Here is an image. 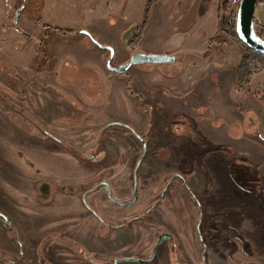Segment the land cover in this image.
<instances>
[{
  "label": "rangeland",
  "instance_id": "obj_1",
  "mask_svg": "<svg viewBox=\"0 0 264 264\" xmlns=\"http://www.w3.org/2000/svg\"><path fill=\"white\" fill-rule=\"evenodd\" d=\"M145 3L146 0H0V264H113L115 259L130 257L138 261L120 264H213L214 254V264H257L252 257L253 244L223 217L207 214L186 177H182L181 186L174 185L170 190L167 174L154 187L141 186L148 164L143 160L147 130L140 133L141 129L124 122L113 123L120 125L109 127H130L133 132H129L137 140L131 141L130 137L128 143L126 137H121L119 144L113 141V147L100 144V135L107 128L99 124L112 115V103L106 107L111 100L107 97L106 75H98L95 96L96 84L87 88L88 95L76 73L71 72L68 80L60 74L66 59L91 63L99 73L100 66L88 55L93 52L103 55L101 65L108 69V50L100 49L80 34L81 30L113 49L110 65L117 67L123 29L144 22V50L156 45L184 58L180 49L192 45L198 49L196 56H185L189 63L192 58L200 62L222 43L231 45L225 49L230 64H240L242 52L237 40L225 32L217 35L220 0H159L149 12L144 10ZM239 3L240 0H229L223 12L228 23L235 24ZM22 5L15 23V14ZM113 20L116 24L112 25ZM254 29L258 36L263 33L264 0H258L256 5ZM259 37L264 39V35ZM218 52L223 54L222 50ZM47 70L52 73L50 80L56 79L54 90L48 88L51 81L43 80ZM236 72L238 89V68ZM253 76L248 91L261 87V77ZM130 92L145 112V124H152L153 113L148 111L150 106L155 107L152 101L133 94L131 88ZM47 102L55 107V115L47 110L45 115L51 119L55 116V121L45 126L39 122L37 110ZM260 102L264 111V100ZM85 117L92 120L93 129L89 131L80 127ZM98 125L99 130L95 128ZM262 125V130L255 131L264 142V117ZM84 133L92 134L89 138ZM139 161L134 205L113 203L99 183L109 185L115 200L130 203L134 169ZM235 167L233 164L231 169L236 173ZM237 174L241 181L244 176L256 178L242 170ZM165 187L168 192H164ZM90 190L82 202L84 193ZM89 207L103 222H98ZM161 233L170 234L172 241L162 242L154 251ZM224 249L231 253L226 259Z\"/></svg>",
  "mask_w": 264,
  "mask_h": 264
},
{
  "label": "crops",
  "instance_id": "obj_2",
  "mask_svg": "<svg viewBox=\"0 0 264 264\" xmlns=\"http://www.w3.org/2000/svg\"><path fill=\"white\" fill-rule=\"evenodd\" d=\"M113 23L114 20L111 24ZM124 32L123 29L121 35ZM144 45L142 39L139 44L142 52H166L175 57V62L154 67L135 66L129 68L128 74H118L101 65L104 61L103 55L93 52L87 54L94 59V64L100 66L99 73L91 63L82 64L66 59L61 65L60 74H64L68 80L71 72L76 73L82 89L94 87L96 84L95 96L98 93V75H106L109 81L107 97L111 98L106 107L112 103V115L99 125L124 122L137 130L141 129L140 133L147 130L148 141L145 144L143 160H147L148 164L141 178V186L145 189L154 187L167 174L170 177L167 183L170 190L174 185L181 186L182 177H186L188 186L201 198L207 214L223 217L235 232L244 234L253 244L252 257L255 262L264 264V142L260 137L257 138L255 131L262 130L263 126L264 111L260 107V101L264 100V70L253 76L261 77V87L242 91L241 101L238 94L241 91L236 88L239 62L230 64L225 50L230 49L231 45L224 46L225 44L220 43L218 49L222 50V55L214 47L200 62L192 58L189 63L184 58L188 55L196 56L195 51L198 48L195 46L182 47L180 51L184 58H181L176 53L156 45L144 50ZM123 50L125 49L120 47V64L126 57ZM230 71L232 72L229 74ZM45 74L47 76L44 75L43 80L51 81L52 86L48 88L54 90L56 79L52 77L50 80V70ZM155 75L161 78L157 79ZM130 88L133 94L142 95L144 99L152 101L155 107L152 109L150 106L148 110L153 113L152 124H145V112L141 110L135 96H131ZM85 92L89 95L88 89ZM45 110L54 111L55 115V107L47 102L37 110L39 122L47 126L55 121V116L51 119L45 115ZM88 118L85 117L80 125L85 131L93 129L90 123L92 120ZM99 125L95 127L98 130ZM106 130L100 135L102 146L113 147V141L116 140L117 145L121 137H126L128 143L130 137L131 141L137 140L123 127L111 126ZM184 162L187 164L185 167ZM233 164L237 167L236 173L231 169ZM239 170L253 176L255 174L256 178L249 179L244 176L243 182L237 174ZM137 184L139 185L138 181ZM197 205L200 209L199 203ZM220 251L222 252L221 249L217 250L218 253ZM223 253L225 259L231 254L230 249H224ZM240 253L244 255L242 250ZM214 259L215 254L211 259L213 264Z\"/></svg>",
  "mask_w": 264,
  "mask_h": 264
},
{
  "label": "water",
  "instance_id": "obj_3",
  "mask_svg": "<svg viewBox=\"0 0 264 264\" xmlns=\"http://www.w3.org/2000/svg\"><path fill=\"white\" fill-rule=\"evenodd\" d=\"M258 0H240L237 13H236V20H235V29L237 33L238 40L245 44L251 50L258 52L259 54L264 55V39L259 37L254 29V12ZM23 8H19V10L15 14V23L17 22V18L20 15V12ZM81 33L85 34L90 40L94 41V43L101 49H106L109 51V57L106 60L107 68L118 74H123L126 72L131 66H139V65H165L171 64L175 62V57L168 53L162 54H146L143 52H136L133 53L130 58L120 64L117 67H111L110 62L114 55V51L109 46H104L97 41L93 40L92 36L87 31H81ZM140 161L137 163L135 167L134 175L136 176ZM102 186L106 187L109 190L106 184H101ZM135 197V191H134ZM134 199V198H133ZM119 202L118 200H116ZM1 216V214H0ZM7 222V221H6ZM171 236L169 234H162L159 236V240L156 244V247L162 243V241L170 239ZM138 259L130 257V258H119L113 261V264H120V263H129V262H137Z\"/></svg>",
  "mask_w": 264,
  "mask_h": 264
},
{
  "label": "trees",
  "instance_id": "obj_4",
  "mask_svg": "<svg viewBox=\"0 0 264 264\" xmlns=\"http://www.w3.org/2000/svg\"><path fill=\"white\" fill-rule=\"evenodd\" d=\"M228 3H229V0H220V5L218 9V25H219L218 29L219 30L217 32V35L225 32L229 36L237 40V43L242 52V59L238 66V80H239L238 89L240 91H245L247 90V86L250 84L251 77L264 70V55L259 54L258 52L254 50H251L245 44L241 43L238 40L234 22L228 23L223 14V12H226V6L228 5ZM226 25H228L229 31L225 29ZM145 28H146L145 22L139 26V30L136 34V38L132 41L134 46H137V44L141 40ZM57 30L58 29H56V31ZM263 35H264V30L262 34H259V36H263ZM111 125H120V124H111ZM53 137L57 140L55 136Z\"/></svg>",
  "mask_w": 264,
  "mask_h": 264
},
{
  "label": "flooded vegetation",
  "instance_id": "obj_5",
  "mask_svg": "<svg viewBox=\"0 0 264 264\" xmlns=\"http://www.w3.org/2000/svg\"><path fill=\"white\" fill-rule=\"evenodd\" d=\"M170 1V0H169ZM157 2H159V0H146V3H145V12H149L150 11V8L152 7V5L153 4H155V3H157ZM168 2V1H167ZM139 26L140 25H136V24H129L126 28H124V30H125V32H124V34H122L121 36H120V41H121V43H122V45H123V48L125 49V50H123V51H125V53H126V57L124 58L125 60L122 62V63H124V62H126L129 58H130V56L133 54V53H136V52H142L141 51V49L139 48V44H140V41L142 40V38H141V40L139 41V43L137 44V46H134L133 45V43H132V41L136 38V34H137V32H138V30H139ZM81 31H83V30H81ZM81 31L79 32L80 34H83V33H81ZM90 34V33H89ZM83 35H85V34H83ZM91 35V34H90ZM86 36V35H85ZM109 52V51H108ZM128 53V54H127ZM144 53V52H143ZM146 54H148V53H146ZM114 56V55H113ZM108 57H109V54H108ZM107 57V58H108ZM113 58V57H112ZM107 60V59H106ZM131 67H133V66H131ZM130 67V68H131ZM129 70V69H128ZM125 73V72H124ZM111 124H109V125H106L105 127L106 128H109V126H110ZM119 127H122V126H119ZM123 128H125V127H123ZM128 128V129H127ZM126 129L127 130H129V131H132V129L130 128V127H126ZM133 132V131H132ZM136 134V133H135ZM49 135V137L51 138V139H53L54 141H55V138L52 136V135H50V134H48ZM145 146V145H144ZM134 172H135V169H134ZM137 172H138V170H137ZM133 180H134V186H133V200L130 202V203H126V204H122L120 201L119 202H117L116 200H115V198H113L112 197V192H111V188L109 187V185L106 183V182H101V183H99V187H101V188H104L105 189V193H106V195H107V197L113 202V203H116L117 205H123V206H126V207H131L132 205H134V203H135V199H136V195H135V197H134V191H135V194H136V192H137V183H136V181L138 180L137 179V173H136V176L135 175H133ZM101 184H106L107 186H108V188H109V190H107V188L106 187H104V186H102ZM166 191V187L164 188V192ZM90 192H91V190L90 191H86L85 193H84V195H83V197H82V202L85 200V198H87V196L90 194ZM163 192V193H164ZM162 197V196H161ZM161 197L159 198V200H161ZM158 200V201H159ZM158 201H156V202H158ZM87 205H88V203H87ZM87 205H85V207L87 208L88 206ZM90 208V209H89ZM88 209L91 211V213H92V215L98 220V222H103V219L101 218V217H99L94 211H93V209L91 208V207H89ZM199 209V208H198ZM149 210V209H148ZM150 210H151V208H150ZM149 210V211H150ZM148 212V211H147ZM200 213V212H199ZM139 218V217H138ZM138 218H136V219H138ZM135 220V219H134ZM200 220V219H199ZM198 223H199V221H198ZM162 234H168V233H161L160 235H162ZM159 235V236H160ZM170 235V234H169ZM159 236H158V240H159ZM171 236V235H170ZM201 240H203L202 238H201ZM164 241H172V236H171V238L170 239H167V240H164ZM164 241H162V242H164ZM158 242V241H157ZM157 242H156V244H157ZM156 244H155V246H154V251L156 250V248L161 244H159L157 247H156ZM20 245V244H19ZM20 254H23L24 252H23V249H22V247H21V245H20Z\"/></svg>",
  "mask_w": 264,
  "mask_h": 264
}]
</instances>
